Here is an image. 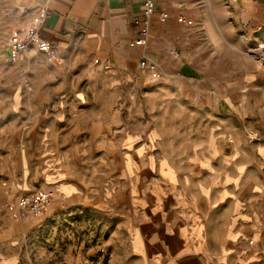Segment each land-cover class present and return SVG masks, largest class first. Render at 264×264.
Listing matches in <instances>:
<instances>
[{"label": "crops", "instance_id": "crops-1", "mask_svg": "<svg viewBox=\"0 0 264 264\" xmlns=\"http://www.w3.org/2000/svg\"><path fill=\"white\" fill-rule=\"evenodd\" d=\"M154 2L147 42L133 46L131 42L140 38L145 26L143 0H21L29 16L11 31L7 46L13 31L28 26L38 7L44 5L49 17L40 35L61 56L78 51L99 68L125 71L141 69L140 61L146 58L159 66L162 77L176 69L175 78L182 81L186 73H195L197 65L193 59H185L180 39L190 38L198 27L179 18L216 20L217 2ZM163 12L168 14L166 20L160 18ZM35 49L34 45L28 50ZM7 53L9 57L8 47ZM253 77L247 73V82L254 81ZM228 81L222 87L220 81L215 83L218 115L241 121L243 108L234 95L245 94L247 99L248 85ZM260 86L264 101V82ZM194 134L186 149L177 136V151L164 156L155 151L166 139L157 129L123 135L117 145L120 160H116L123 182L113 191L106 187L100 171L96 172V189L89 188L85 173L73 160H57L53 168L49 164L40 179L37 171L25 173L22 169L23 183L17 184L21 188L15 193V183L10 184L5 192L7 203L0 204V264H27L30 254L18 245H25L27 234L62 208L94 211L112 220L109 233L115 252L110 262L264 264V156L261 160L242 159L240 144L223 125L210 127L203 138ZM260 152L264 153V146ZM32 175L36 183L29 185ZM42 189L56 192L51 208L41 217L23 213L17 205L18 192Z\"/></svg>", "mask_w": 264, "mask_h": 264}, {"label": "rangeland", "instance_id": "rangeland-1", "mask_svg": "<svg viewBox=\"0 0 264 264\" xmlns=\"http://www.w3.org/2000/svg\"><path fill=\"white\" fill-rule=\"evenodd\" d=\"M216 2V20L193 22L198 29L191 37H178L185 59L197 65L194 74L186 73L180 81L176 69L153 80L142 69L99 68L78 51L51 62L39 50H28L11 61L7 38L29 12L21 0H0V204L7 203L10 184L15 183V193L21 188L22 169L37 171L40 179L57 160H73L91 189H96L100 171L113 191L123 182L117 145L133 131L157 129L166 139L155 151L164 156L177 151V136L186 149L193 132L203 138L210 127L223 125L240 144L242 159L261 160L264 0ZM247 73L254 81L247 82ZM227 80L248 85L247 99L234 95L243 108L241 121L218 115L215 83L222 87ZM34 183L32 175L27 184ZM112 223L94 211L62 208L18 247L30 254L27 264H119L109 261L115 252Z\"/></svg>", "mask_w": 264, "mask_h": 264}, {"label": "built area", "instance_id": "built-area-1", "mask_svg": "<svg viewBox=\"0 0 264 264\" xmlns=\"http://www.w3.org/2000/svg\"><path fill=\"white\" fill-rule=\"evenodd\" d=\"M156 5L154 0H143V19L145 26L141 31V36L131 45H144L146 44L149 29L147 23L150 18L155 14ZM49 17L48 8L44 5L38 7V12L33 17L28 26L22 29L14 30L9 43L8 52L11 61H17L21 59L24 52H26L31 46H36L37 49L47 56V59L51 62L59 61L60 54L56 48L49 42L42 39L40 35V28L42 24ZM168 14L163 12L160 14L162 20H166ZM180 22H185L191 25V20H184L179 18ZM174 53V51H172ZM140 68L144 71H148L153 80H158L162 77V72L159 66L146 58L141 59ZM56 198V192L53 189H42L34 192L21 193L17 197L18 208L24 213L27 212L31 215L41 217L51 208ZM102 252H105V248H101Z\"/></svg>", "mask_w": 264, "mask_h": 264}]
</instances>
